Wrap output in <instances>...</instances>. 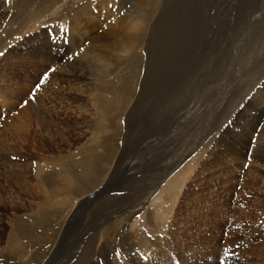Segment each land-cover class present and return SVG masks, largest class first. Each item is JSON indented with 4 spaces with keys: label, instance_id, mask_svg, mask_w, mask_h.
<instances>
[{
    "label": "rangeland",
    "instance_id": "1",
    "mask_svg": "<svg viewBox=\"0 0 264 264\" xmlns=\"http://www.w3.org/2000/svg\"><path fill=\"white\" fill-rule=\"evenodd\" d=\"M2 9L0 126L20 93L17 103L42 100L41 119L56 124L54 150L43 138L35 157L103 154L92 147L112 143L104 183L86 188L49 264L89 261L103 229L91 263L264 264V0H0ZM135 22L134 45L124 33ZM100 85L120 106L114 124L109 101L95 105ZM24 198L21 209L0 207V264H41L57 237L46 217L49 227L24 234L12 226L14 213L44 218L45 206ZM119 215L131 220H108Z\"/></svg>",
    "mask_w": 264,
    "mask_h": 264
},
{
    "label": "bare ground",
    "instance_id": "2",
    "mask_svg": "<svg viewBox=\"0 0 264 264\" xmlns=\"http://www.w3.org/2000/svg\"><path fill=\"white\" fill-rule=\"evenodd\" d=\"M26 0H15V2L17 3V6H21L22 2H24ZM32 1V0H29ZM141 1V0H140ZM139 2V1H138ZM149 2V1H148ZM26 5V3H25ZM143 5V4H142ZM142 7V6H141ZM157 7V6H156ZM8 10L6 9H2V11H0V13L2 12L3 16H5L7 14ZM135 13V12H134ZM83 15V14H82ZM71 19V18H70ZM76 19L71 20V23L69 24H74L76 23ZM133 23V22H132ZM132 23H128L126 24V26L128 27V31L125 32V36L126 39H132V44H134L137 39V37L139 36V30L136 28V22L132 25ZM4 24H1L0 21V28H3ZM83 28V26H82ZM86 28V27H85ZM3 30V29H2ZM83 30V29H82ZM86 30V29H85ZM143 31V28H142ZM141 33V32H140ZM6 39V38H5ZM120 39V37H119ZM123 42L124 47H128V43L127 46H125V40ZM123 41V39H122ZM120 41V43L122 42ZM29 43V42H28ZM30 44V43H29ZM98 45V44H97ZM135 45V44H134ZM29 46V45H28ZM33 47V45H31ZM102 46V45H100ZM37 47V46H36ZM35 47V48H36ZM23 48V47H22ZM98 48V47H96ZM103 48V47H102ZM16 49V48H15ZM13 50V49H12ZM11 50V51H12ZM18 50V49H17ZM95 50V49H94ZM97 50V49H96ZM32 52V51H31ZM14 53V52H13ZM18 53V52H17ZM21 53V52H20ZM9 55V54H8ZM7 55V57H8ZM14 55V54H12ZM20 57H22V54L20 55ZM4 59V58H3ZM10 59V58H9ZM24 59V57L22 58ZM6 60V59H5ZM106 63V62H105ZM104 63V64H105ZM4 64V63H1ZM103 64V62H102ZM116 64V63H115ZM6 65V64H5ZM111 65V64H110ZM120 65V64H118ZM8 66V65H7ZM94 66V65H93ZM106 66H109L108 64H106ZM117 65H115L116 67ZM110 67V66H109ZM112 67V65H111ZM124 67V66H123ZM105 68V67H104ZM4 69V68H3ZM112 69V68H111ZM5 70V69H4ZM59 70V69H58ZM68 70V69H67ZM63 71V70H62ZM110 71V70H109ZM2 72V71H0ZM8 72V71H7ZM124 72V71H123ZM118 73V72H117ZM121 73V72H120ZM63 74L64 78L66 79V76L68 75H73L72 73H69L68 71H65ZM63 74L60 75L63 77ZM122 74V73H121ZM2 75V74H1ZM2 77V76H1ZM13 78V77H11ZM16 78V76L14 77ZM21 78V77H20ZM80 78V77H79ZM110 78V77H109ZM118 79V82H121L122 76H119L117 74V76H114L113 79L116 80ZM1 79V78H0ZM5 79V78H3ZM8 79V78H7ZM106 79V78H104ZM108 79V78H107ZM106 79V80H107ZM15 80V79H14ZM19 80V79H18ZM39 80V79H38ZM63 80V79H62ZM81 80V79H80ZM110 80V79H109ZM108 80V81H109ZM64 82V81H63ZM71 82V81H70ZM98 82V81H97ZM101 82V81H100ZM103 83L101 84H108L107 81L104 82V80H102ZM112 82V80H111ZM7 83V82H6ZM18 83V82H17ZM116 83V81H115ZM110 84V83H109ZM112 84V83H111ZM110 84V85H111ZM3 85V84H2ZM9 85V84H8ZM13 85V84H12ZM18 85V84H16ZM15 85V86H16ZM28 85V84H27ZM109 85V86H110ZM5 86V85H4ZM14 86V85H13ZM14 86V87H15ZM24 86V85H23ZM22 86V88H23ZM118 86V85H117ZM121 86V85H120ZM119 86V87H120ZM67 87V86H66ZM69 87V86H68ZM106 87V86H105ZM103 87V85L98 86L96 89L98 91L101 92V95L97 96L95 98V105L102 103V99L100 96H103L105 99H107L106 95V89L108 92H110L109 87ZM122 87V86H121ZM19 88V87H18ZM21 88V87H20ZM25 88V87H24ZM72 89V88H70ZM93 89L95 90V88L93 87ZM6 90V89H5ZM18 90V89H17ZM26 90V89H23ZM63 90V88H62ZM66 90V89H65ZM113 90V89H112ZM121 90V88H120ZM64 91V90H63ZM136 91V90H135ZM3 93L2 88L0 89V94ZM90 92V91H87ZM107 92V93H108ZM126 92H128V90L126 89ZM17 93V92H16ZM34 93V92H33ZM71 93V92H70ZM10 94V93H8ZM14 94V93H13ZM23 94V93H22ZM89 94V93H88ZM110 94V93H109ZM19 95L14 96L15 101L8 107L7 111L12 114L11 118L8 119L7 122H5L2 126H0L1 130H0V207H2V209L5 207L6 202L8 201L10 202L12 205H16L17 209H21L23 207V202L22 199L25 200V196H29V197H33V200H37L38 202L36 204H38L40 202L39 205H37V211L40 212L41 208L45 206V210H44V218L46 217L47 220L49 221V223H51L52 230H55V233L57 235L54 243H53V247L50 249V253L47 256L45 262L42 261L41 264H49V259L52 257V259L54 258L55 252L57 250L60 249L61 247V243H63L62 241L64 240V237L66 235H69L71 232L69 229V227L72 225V222L74 221V219H76V216L78 213H76V211L78 210L80 204H82L84 201L88 200V198H90L92 195H89V192L92 191L93 189L89 190L86 189L88 188V186L93 185L96 181H98L99 179H101V182L99 183L102 184V182L104 183V178L101 177L103 169H104V165L106 166V162L108 160V155L111 152L110 150L112 149V143L111 141H108L107 143H102V144H95L92 147V150L95 152L96 150H102L103 154H93L89 156V152L85 153L83 152V154L85 153V155L82 154V157H77V155H73V154H67V155H54L52 154L51 156H55V157H50L47 159H43L41 157H35L38 145H40L41 141H43V138H46L49 143L51 144L50 147H53L54 150V139L53 137L56 136L55 134H58L56 132H54V128L56 126V124H54V122H52V118L51 116H48L46 118V120L44 121L43 119H41L40 117V109L44 108L45 103L41 100L38 101V103L36 104H32L29 105V107H21L19 102L20 98ZM65 95V94H64ZM117 95V94H116ZM3 97V95H1ZM12 96V93H11ZM112 96V95H111ZM21 97V96H20ZM24 97V96H23ZM118 97V96H117ZM5 98V97H4ZM22 98V97H21ZM8 99V98H7ZM10 99V98H9ZM34 99V98H33ZM116 100V99H115ZM120 100V99H119ZM1 101V100H0ZM7 101V100H6ZM13 101V99H12ZM10 100V102H12ZM21 101V100H20ZM59 101V100H58ZM109 101L108 104H104L106 106V109L108 112V114H110V119L111 122H113V124L116 122L117 118H118V112H119V105H118V101H111V100H106ZM105 101V102H106ZM8 100V103H10ZM4 103V102H3ZM22 103V102H21ZM34 103V102H33ZM102 105V104H101ZM100 105V106H101ZM130 106V105H129ZM70 107V106H69ZM2 108V107H1ZM105 108V107H104ZM102 108L103 111L106 112V110ZM5 110V109H4ZM123 110V109H122ZM6 112V111H5ZM127 112V111H126ZM1 114V113H0ZM8 114V113H7ZM51 114V113H50ZM48 115V114H47ZM78 115V114H77ZM65 126V125H64ZM69 127V126H68ZM67 127V128H68ZM63 129L62 133L66 132V129ZM24 133H23V131ZM25 131L27 133V135L25 134ZM23 135H21L22 133ZM66 134V133H65ZM30 136L33 137L32 141H30L28 138H30ZM245 136V135H244ZM57 137V136H56ZM70 137V136H69ZM247 137V136H246ZM55 138V137H54ZM43 139V140H42ZM58 139V138H57ZM45 141V140H44ZM47 141V142H48ZM65 143L66 141H68V137L66 136V138L64 139ZM236 141V140H235ZM61 142V141H60ZM58 143V141H57ZM240 143V142H239ZM62 145V144H61ZM68 145V144H67ZM40 147V146H39ZM58 147V146H57ZM62 147V146H61ZM60 147V148H61ZM64 147V146H63ZM91 147H88V151ZM49 148V147H48ZM62 149V148H61ZM69 149V147H68ZM67 149V150H68ZM48 150V149H47ZM65 150V149H64ZM31 152L34 154V156H26V154L28 152ZM52 151V150H51ZM57 151V149H56ZM257 151V150H256ZM46 152V151H45ZM93 152V153H94ZM40 154V153H39ZM51 154V153H50ZM81 156V154H80ZM235 157V156H234ZM36 161L39 163L45 161V166L43 165H38L39 167H35L36 169V173L35 172H31V175L29 172H24V168L26 169V167L28 166V161H30L29 167H30V171H31V165L32 161ZM110 160V159H109ZM110 162V161H109ZM34 163V162H33ZM38 163V164H39ZM52 165L54 167H52ZM50 168H54V173L53 175L51 174H46L43 175L42 172L44 169H49ZM113 167V166H112ZM33 169V167H32ZM29 170V169H28ZM33 171V170H32ZM47 172V171H46ZM110 173V172H109ZM49 176V177H47ZM108 176V175H107ZM109 177V176H108ZM50 178V181H48V179ZM53 178V179H52ZM107 181V180H106ZM75 186V187H74ZM103 186V185H102ZM13 188V190H11V188ZM74 187V188H73ZM97 187V186H96ZM38 188V189H37ZM95 192V191H93ZM88 193V194H87ZM91 193V192H90ZM29 194V195H28ZM42 196V198H41ZM75 198V202L74 203V198ZM159 197V195L155 196L151 201L152 203L155 202V200H157V198ZM55 198V199H54ZM54 199V202L52 203ZM46 200V201H45ZM44 202V203H43ZM74 205H73V203ZM52 203V204H51ZM86 203V202H85ZM160 204V203H159ZM158 204V205H159ZM139 205V204H138ZM33 207V206H32ZM31 207V208H32ZM142 208V207H141ZM125 210V209H124ZM15 211V210H14ZM128 214V212L126 213ZM13 215V214H12ZM19 215H16V213H14L13 217L16 220L14 225L12 226H16L17 224H19L18 226V230L19 231H24L23 234L26 231H32L34 229H41V227L46 228L49 227L46 225V218H45V222H44V218L42 219V217L39 214H36L35 217H32L29 219V221H25V219L23 220L24 223L20 222L22 219L20 217H18ZM60 216H64L63 220L60 224H57L58 227L56 228L55 222H56V218ZM119 215L118 217H114L111 216L109 217L108 220L110 221H115L113 224H117L120 223L122 224L124 221L126 220H131L129 217V219L127 217H123L121 218ZM11 217V218H13ZM10 218V219H11ZM10 219L8 221H10ZM13 220V219H12ZM60 220V218H59ZM58 220V221H59ZM14 221V220H13ZM57 221V222H58ZM123 221V222H122ZM28 222H31L32 224H28ZM35 222H38L37 224ZM56 222V223H57ZM135 222V221H134ZM11 223V222H10ZM13 224V223H11ZM135 224V223H134ZM10 225V224H9ZM40 225V226H39ZM112 225V224H111ZM127 225V224H126ZM8 227V226H7ZM125 227V226H124ZM8 229V228H7ZM12 230V229H11ZM26 230V231H25ZM13 231V230H12ZM108 230L107 229H103L102 231H100L99 235H96L93 238V242L91 243L92 246L90 247L91 250V254L88 255L87 257L90 259H92L93 254L96 253L97 247L101 242V239H103L105 237L104 234H106ZM8 232V231H7ZM36 232V231H35ZM125 232V231H124ZM117 231H113V235L116 236ZM173 234V233H172ZM19 235V234H18ZM18 235H15L16 237H19ZM108 236V235H107ZM136 236V235H135ZM176 236V235H175ZM55 237V236H54ZM20 238V237H19ZM119 238V237H118ZM123 238V237H122ZM131 238V237H130ZM171 238V237H170ZM177 238V236H176ZM174 238V239H176ZM14 239V238H13ZM18 239V238H15ZM19 240V239H18ZM32 240V239H31ZM36 240V239H35ZM162 242V241H161ZM175 245H177L178 247H180L179 245V241L175 240V243H173ZM142 245V244H141ZM153 245V244H152ZM157 248H159L158 244L156 243ZM101 247V246H100ZM103 247V246H102ZM99 248V247H98ZM144 248V247H143ZM162 248V247H160ZM106 249V248H105ZM40 250V248H39ZM104 251V249H102ZM99 251V250H98ZM97 251V252H98ZM129 251V250H128ZM162 251V250H161ZM159 250V253L161 252ZM38 252V251H37ZM107 252V251H106ZM99 253V252H98ZM105 253V252H104ZM131 253V252H130ZM155 253V252H154ZM167 253V252H166ZM180 253V252H179ZM85 255V254H84ZM97 255V254H96ZM99 255V254H98ZM108 255V254H106ZM157 255V254H156ZM160 255V254H158ZM184 255V254H183ZM161 256V255H160ZM164 256V255H163ZM185 256V255H184ZM101 258V256H99ZM105 257V256H104ZM98 258V260L100 259ZM109 258V256H108ZM131 258V257H130ZM51 259V261H52ZM89 259V261H90ZM102 259V258H101ZM80 261V260H79ZM89 261H86L83 264H98V263H91ZM100 262V260H99ZM187 263V262H186ZM52 264V262H51ZM56 264V263H54ZM62 264V263H61ZM76 264V263H75ZM81 264V263H80ZM102 264V263H101ZM141 264H144L143 262H141Z\"/></svg>",
    "mask_w": 264,
    "mask_h": 264
},
{
    "label": "snow or ice",
    "instance_id": "3",
    "mask_svg": "<svg viewBox=\"0 0 264 264\" xmlns=\"http://www.w3.org/2000/svg\"><path fill=\"white\" fill-rule=\"evenodd\" d=\"M43 82V81H42ZM26 103V102H25ZM24 105L22 104L21 107H23Z\"/></svg>",
    "mask_w": 264,
    "mask_h": 264
}]
</instances>
